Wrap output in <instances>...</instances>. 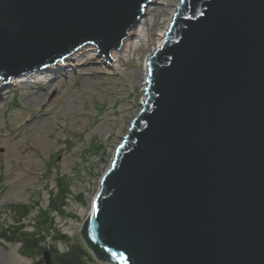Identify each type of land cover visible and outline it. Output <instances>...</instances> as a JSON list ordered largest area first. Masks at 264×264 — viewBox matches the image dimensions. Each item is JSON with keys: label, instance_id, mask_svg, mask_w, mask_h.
<instances>
[{"label": "water", "instance_id": "1", "mask_svg": "<svg viewBox=\"0 0 264 264\" xmlns=\"http://www.w3.org/2000/svg\"><path fill=\"white\" fill-rule=\"evenodd\" d=\"M151 3L0 0V78L86 45L114 60ZM147 72L84 243L111 264H264V0H180Z\"/></svg>", "mask_w": 264, "mask_h": 264}, {"label": "rangeland", "instance_id": "2", "mask_svg": "<svg viewBox=\"0 0 264 264\" xmlns=\"http://www.w3.org/2000/svg\"><path fill=\"white\" fill-rule=\"evenodd\" d=\"M177 4H151L139 27L145 34L131 39L132 51L114 67L96 50L30 83L0 87V211L9 202L28 203L34 217L62 178L70 196L56 223L69 240L57 245L81 241L99 179L141 108L145 57L161 44ZM41 258L24 255L18 244L0 245V264H43Z\"/></svg>", "mask_w": 264, "mask_h": 264}, {"label": "trees", "instance_id": "3", "mask_svg": "<svg viewBox=\"0 0 264 264\" xmlns=\"http://www.w3.org/2000/svg\"><path fill=\"white\" fill-rule=\"evenodd\" d=\"M51 190L48 205L37 206L36 215L30 217L32 204L9 202L0 211V245L19 244L20 252L28 256L50 253L54 264H90L94 259L82 242L70 243L66 249L57 247L59 241L69 237L56 223L58 214H66L69 186L62 178ZM83 194L77 199L82 201ZM72 216V215H71Z\"/></svg>", "mask_w": 264, "mask_h": 264}, {"label": "bare ground", "instance_id": "4", "mask_svg": "<svg viewBox=\"0 0 264 264\" xmlns=\"http://www.w3.org/2000/svg\"><path fill=\"white\" fill-rule=\"evenodd\" d=\"M155 1L156 0H153V2L151 4H153ZM176 1H179V0H176ZM145 15H146V11H145V14L143 17H145ZM143 17H141V19H139L138 23L135 26H133L132 29H130L129 34H128L127 38L124 40V42L122 43L121 47L119 49L111 51V54L114 57V60H106L110 64V67L111 66L114 67L121 57L126 56L128 53H130V51H132L131 50V43H130L131 39H133L134 37H136V38L141 37L143 34H145L146 29H144V30L139 29V27H141L140 23L142 22ZM164 34H165V30L163 31L162 37H164ZM95 51H96L95 47H93L91 45L83 46L80 49L74 51L72 54L66 56L62 60L56 61L53 64H49V65H47L41 69H37L35 71L26 72L24 74L11 77L9 79V82L6 83V85L13 86V84H15V83H20V84L30 83V81H32V79H34V81L37 80L38 76L41 77L42 75H44L47 72H54L60 68L67 66L70 62H74L80 56H83L86 53H93ZM147 57H148V55H146V60H147ZM147 70H148V65H146L144 67V72H143L144 82L142 84L143 88H145L147 85V82H145L147 79V75H148ZM1 86H3V80L2 79H0V87ZM113 157H114V155H113ZM113 160H114L113 158L110 159V164H112Z\"/></svg>", "mask_w": 264, "mask_h": 264}]
</instances>
